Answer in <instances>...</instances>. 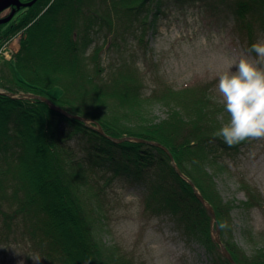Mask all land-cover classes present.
Listing matches in <instances>:
<instances>
[{
	"label": "trees",
	"instance_id": "16d2710c",
	"mask_svg": "<svg viewBox=\"0 0 264 264\" xmlns=\"http://www.w3.org/2000/svg\"><path fill=\"white\" fill-rule=\"evenodd\" d=\"M148 1L39 0L3 33L26 27L13 59L0 61V225L19 233L41 264H133L132 256L101 237L107 219L102 200L120 177L140 188L151 215L169 216L186 239L198 242L210 264H232L212 235L213 217L194 193L224 231L232 206L219 198L204 161L223 166L229 146L210 135L215 131L198 127L206 119L201 101L189 107L191 125L199 121L191 128L175 124L178 112L158 124L130 127L100 109L126 108L141 118L136 110L151 99L164 102L174 95L168 90L162 97L143 96L127 66L112 73V85L103 84L101 46L87 51L99 28L105 36L141 29L143 40L152 14ZM213 1L230 6L249 47L255 25L264 32V0ZM21 94L31 97H16ZM221 241L234 264H264V249L247 258L233 241Z\"/></svg>",
	"mask_w": 264,
	"mask_h": 264
},
{
	"label": "rangeland",
	"instance_id": "374dc122",
	"mask_svg": "<svg viewBox=\"0 0 264 264\" xmlns=\"http://www.w3.org/2000/svg\"><path fill=\"white\" fill-rule=\"evenodd\" d=\"M146 6L152 8V14L147 16L143 40H140L141 29L129 34L114 32L105 36L107 32L98 26L97 32L91 33L93 41L87 51L91 52L95 43L101 46L98 66L104 67L105 71L98 75L105 78L101 81L103 84L112 85L108 84L112 73L127 66L130 75L138 79L137 85L143 96L162 97L168 90L174 95L165 97L164 102L151 99L136 110L141 118L133 116V112L126 108L112 111L104 105L101 112L117 116L124 126L130 127L146 122L158 124L178 112L183 116L176 114L179 118L175 124L191 128L192 125L198 126L199 121L191 125L194 119H189V114H193V109L189 107L195 102L200 105V100L201 112L206 119L198 127L217 132L229 120L223 98L217 90V74L228 56H238L249 47L246 36L234 25L230 6L213 0H149ZM30 7L13 9L16 12L11 20L0 23L3 25L0 27V61L13 59L14 50L20 48L26 27H16L6 36L3 33L18 19L16 17H20L17 14ZM5 10L0 12V17ZM5 24L9 25L4 27ZM258 27L256 24L254 28L257 33L254 42L264 40V32ZM0 92L4 90L0 89ZM21 95L16 97H31ZM95 104L97 107L103 105ZM87 123L92 125L93 122ZM96 129L101 132L98 127ZM112 141L116 142L115 139ZM201 146L203 144L198 147ZM166 151L175 166L171 153L168 149ZM210 161H204L206 176L213 178V188L222 202L232 206L224 231L214 224L213 218L212 235L214 239L219 237V245H223L221 239L233 241L247 258H251L259 249H264V139H250L229 146L223 155V166L219 163L213 165ZM106 193L102 200L105 210L102 214L107 219L101 224L104 230L101 237L106 244L117 245L132 256L133 264H210L200 244L186 239L169 216L151 215L147 211L139 187L128 185L124 177H120ZM22 244L25 242L19 233L6 231L0 225V264H36L32 257L37 256L28 245Z\"/></svg>",
	"mask_w": 264,
	"mask_h": 264
},
{
	"label": "clouds",
	"instance_id": "9594fccd",
	"mask_svg": "<svg viewBox=\"0 0 264 264\" xmlns=\"http://www.w3.org/2000/svg\"><path fill=\"white\" fill-rule=\"evenodd\" d=\"M216 79L229 120L214 135L228 146L264 139V40L228 56ZM32 259L39 264L38 256Z\"/></svg>",
	"mask_w": 264,
	"mask_h": 264
},
{
	"label": "water",
	"instance_id": "95a60500",
	"mask_svg": "<svg viewBox=\"0 0 264 264\" xmlns=\"http://www.w3.org/2000/svg\"><path fill=\"white\" fill-rule=\"evenodd\" d=\"M34 2H36V0H31V1H28V2H21V1H19V0H2V2L0 3V12L1 11H3V10H5V9H7V8H9V7H15L16 9H20L21 7H29V6H31ZM15 10H12L10 13H9V15L7 16V17H5V18H2V19H0V23H6V22H8L9 20H11V18L13 17V15L15 14ZM54 107V106H53ZM54 109V108H53ZM176 169V168H175ZM176 171H177V173L179 174V175H181L180 174V172L176 169ZM195 192V195H196V197L199 199V201L203 204V205H205V207H206V209L208 210V212L210 213V215L214 218V214H213V211H212V209L205 203V201L203 200V198L201 197V195L196 191V190H194ZM215 240H216V242L218 241H220L219 240V237L217 236L216 238H215ZM220 246H221V252H222V254L232 263V264H234V262H233V260H232V258H231V256L229 255V253H228V251L226 250V248L222 245V244H220Z\"/></svg>",
	"mask_w": 264,
	"mask_h": 264
},
{
	"label": "flooded vegetation",
	"instance_id": "af4514ba",
	"mask_svg": "<svg viewBox=\"0 0 264 264\" xmlns=\"http://www.w3.org/2000/svg\"><path fill=\"white\" fill-rule=\"evenodd\" d=\"M21 1H29V0H21ZM13 9H15V7H10V8H8V9H6L5 11H4V14L3 15H1V17L0 18H4V17H6Z\"/></svg>",
	"mask_w": 264,
	"mask_h": 264
},
{
	"label": "built area",
	"instance_id": "2783aa9c",
	"mask_svg": "<svg viewBox=\"0 0 264 264\" xmlns=\"http://www.w3.org/2000/svg\"><path fill=\"white\" fill-rule=\"evenodd\" d=\"M4 44H8V42H4Z\"/></svg>",
	"mask_w": 264,
	"mask_h": 264
},
{
	"label": "bare ground",
	"instance_id": "6f19581e",
	"mask_svg": "<svg viewBox=\"0 0 264 264\" xmlns=\"http://www.w3.org/2000/svg\"><path fill=\"white\" fill-rule=\"evenodd\" d=\"M34 3H35V2H34ZM34 3H33V4H34ZM33 4H32V5H33ZM32 5H31V6H32Z\"/></svg>",
	"mask_w": 264,
	"mask_h": 264
}]
</instances>
